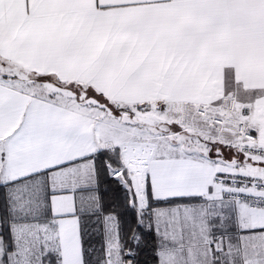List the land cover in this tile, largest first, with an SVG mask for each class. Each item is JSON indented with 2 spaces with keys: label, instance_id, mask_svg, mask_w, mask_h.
Here are the masks:
<instances>
[{
  "label": "snow or ice",
  "instance_id": "snow-or-ice-1",
  "mask_svg": "<svg viewBox=\"0 0 264 264\" xmlns=\"http://www.w3.org/2000/svg\"><path fill=\"white\" fill-rule=\"evenodd\" d=\"M0 264H264V0H0Z\"/></svg>",
  "mask_w": 264,
  "mask_h": 264
}]
</instances>
